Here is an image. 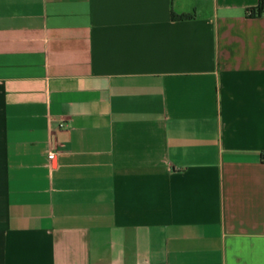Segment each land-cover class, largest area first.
Segmentation results:
<instances>
[{"label": "crops", "instance_id": "1", "mask_svg": "<svg viewBox=\"0 0 264 264\" xmlns=\"http://www.w3.org/2000/svg\"><path fill=\"white\" fill-rule=\"evenodd\" d=\"M260 1L0 0V264H264Z\"/></svg>", "mask_w": 264, "mask_h": 264}, {"label": "trees", "instance_id": "2", "mask_svg": "<svg viewBox=\"0 0 264 264\" xmlns=\"http://www.w3.org/2000/svg\"><path fill=\"white\" fill-rule=\"evenodd\" d=\"M264 14V0L260 1V4L257 8L250 10V17H259Z\"/></svg>", "mask_w": 264, "mask_h": 264}, {"label": "built area", "instance_id": "3", "mask_svg": "<svg viewBox=\"0 0 264 264\" xmlns=\"http://www.w3.org/2000/svg\"><path fill=\"white\" fill-rule=\"evenodd\" d=\"M60 127L62 128L63 127V124H61ZM56 155H57V153L54 150H51L49 152V159L50 160H54L56 158Z\"/></svg>", "mask_w": 264, "mask_h": 264}]
</instances>
